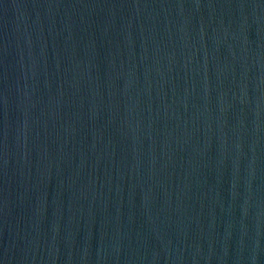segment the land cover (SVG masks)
Returning <instances> with one entry per match:
<instances>
[{"label": "water", "instance_id": "water-1", "mask_svg": "<svg viewBox=\"0 0 264 264\" xmlns=\"http://www.w3.org/2000/svg\"><path fill=\"white\" fill-rule=\"evenodd\" d=\"M0 264H264V0H0Z\"/></svg>", "mask_w": 264, "mask_h": 264}]
</instances>
